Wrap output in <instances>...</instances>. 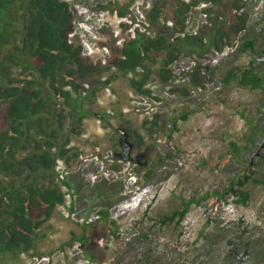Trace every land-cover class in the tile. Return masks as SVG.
Segmentation results:
<instances>
[{
	"label": "rangeland",
	"instance_id": "obj_1",
	"mask_svg": "<svg viewBox=\"0 0 264 264\" xmlns=\"http://www.w3.org/2000/svg\"><path fill=\"white\" fill-rule=\"evenodd\" d=\"M132 1L73 2L78 21L94 24L96 15L106 14L107 32L100 33L96 41L100 50L92 57L94 60L107 56L101 51V43L109 41L114 34L122 35L120 10L126 15L131 13L136 21L133 10L136 11L137 3L143 0H135L134 5ZM246 1L247 6L238 11L248 17L246 31L237 35L231 33L221 45L235 50L219 59L214 48L204 57L191 53L175 66L177 69L192 67L195 74V70L200 73L195 75L196 79L193 77L189 82L176 85L170 92L158 76L152 77L149 85L155 87L163 100L162 106H151L162 116L157 125H153L155 116L148 114L150 107L144 102L147 95L134 91L129 107L132 101L142 102L140 112L130 109L129 116L117 120L111 117L106 125L96 117H89L83 123L82 133L72 138L80 158L67 170L70 172L68 180L76 185L78 217L91 209L93 217L105 210L109 212L106 223L99 220L90 226L92 244L87 248L78 243L72 248L64 246L74 235L81 233L82 222L65 218L60 209L55 215L59 218L57 223L63 225L56 228L54 217L41 229L39 255H24L18 260L7 258L3 264H31L35 257L39 259L38 264H86L87 254L93 255L98 264H145V259L156 264H236V261L257 264L261 251L254 249L246 254L245 247L248 241L264 237V169L256 170L257 174L252 172L257 168L246 172L250 154H236L245 163L241 165L243 162L240 164L232 157L231 144L236 143L241 149L246 145L245 137L250 131L247 122L256 120L259 110L262 112L264 95L236 84L224 87L221 82L229 67L248 64L255 58L252 54L237 55L246 35L255 36L258 50L264 53V0ZM75 3L76 6H88V11L78 10ZM146 3L152 7L156 0H146ZM173 3L176 0L162 6L158 15L160 26L148 30L150 37L162 27V19L168 18ZM97 6L108 8L97 10ZM191 12L190 30L195 32L205 22V16L200 9L194 8ZM215 31H203L204 43L210 38L215 42ZM210 32H213L211 37ZM155 57L159 68L164 57L161 54ZM215 67V77H212ZM20 72L15 71L12 77L17 79ZM131 79L133 77L129 76L124 81L131 85ZM103 91L105 98L113 95L110 88V93L100 91V98ZM101 100L97 104L86 101V109L101 113L106 101L102 100L101 104ZM182 115H188V119L183 120ZM119 128L130 134V143L135 145L131 157L142 154L140 163L119 157L122 153ZM106 161L115 167H107ZM239 174L250 176L245 189L250 192L251 201L246 207L236 203V197L219 198L217 195L222 194ZM254 179L262 184H254ZM109 181L116 185L114 194L97 196L96 188ZM189 201L194 204L182 221L162 223L164 217H170ZM67 224H73V228ZM233 249L243 256L230 263L227 260Z\"/></svg>",
	"mask_w": 264,
	"mask_h": 264
},
{
	"label": "trees",
	"instance_id": "obj_2",
	"mask_svg": "<svg viewBox=\"0 0 264 264\" xmlns=\"http://www.w3.org/2000/svg\"><path fill=\"white\" fill-rule=\"evenodd\" d=\"M167 2L171 0H156V5L145 11L151 27L160 26L158 15ZM134 3L135 0L132 5ZM201 5H206L202 12L211 25H202L197 35L179 36L187 32L189 13ZM72 6L66 0H0V264L7 258L18 260L24 255H39L41 229L66 206L64 187L76 188L74 181L60 180L58 162L70 168L79 160L80 151L72 138L82 133L87 118L96 117L104 125L111 118L109 113L87 110L86 101L92 103L97 91L111 88L112 82L130 74L134 75L130 81L133 90L150 95L146 86L152 77L158 76L161 84L167 86L173 78L174 65L191 53L204 57L212 48L222 51L221 45L230 34L246 31L248 24V17L238 12L247 6L246 0H176L165 20L166 23L171 21L173 27L163 25L153 37L137 29L132 37L128 33L132 25L123 22L120 37L114 34L109 41L101 43L109 49L107 57L96 61L84 54L78 36L70 38L78 20ZM107 8L97 6L96 9ZM119 15L123 18L126 13L120 10ZM214 29L215 42L210 38L204 43L203 31ZM211 35L213 32L209 37ZM119 40H122L121 45L117 44ZM157 54L164 57L160 67L149 66L159 64ZM246 54L255 58L248 64L229 67L221 82L224 87L236 84L264 95V62L259 61L264 53L258 50L255 36L246 35L242 39L237 55ZM139 69L143 73H139ZM216 69H212V77ZM15 71H21L17 79L12 77ZM261 105L264 107V97ZM161 118L156 114L153 125ZM181 118L187 120L188 115ZM254 122H247L250 131L242 147L244 152L252 153L264 137V127ZM231 147L235 158L242 149L236 143ZM106 162L107 167H115ZM249 178L234 177L218 197L233 196L237 198L236 203L248 206L251 194L245 187L250 183ZM106 184L96 188L97 196L114 194L116 185L110 181ZM254 184L262 183L254 179ZM193 204L194 201L183 203L170 217H164L162 223L182 221ZM71 210L74 212L73 207ZM100 216L106 223L108 210L100 212ZM90 226L82 224V233L64 246L72 248L78 243L87 248L93 242ZM250 242L246 247L252 246L253 251L259 249L261 253L256 261L263 264L264 237ZM233 257L232 252L227 261L233 263ZM86 258L96 260L90 254ZM145 264L156 263L145 259Z\"/></svg>",
	"mask_w": 264,
	"mask_h": 264
},
{
	"label": "built area",
	"instance_id": "obj_3",
	"mask_svg": "<svg viewBox=\"0 0 264 264\" xmlns=\"http://www.w3.org/2000/svg\"><path fill=\"white\" fill-rule=\"evenodd\" d=\"M70 3L73 4V2H82V4L84 3V1H92V0H66ZM145 2V3H144ZM135 4V3H134ZM133 4V5H134ZM76 6V3L74 4ZM78 6V7H77ZM76 8H78V10H82V11H88V6L84 7V6H79L77 5ZM206 7V5H201L200 7H197L196 9H200V11L202 12V9ZM152 7L150 6V4L146 3V0L144 1H139L137 3L136 6V11L133 10V14L136 13L137 15V19L135 21V19H133V16L131 13H128L127 15H125V17L121 18L119 20V23H123V22H128L131 26L130 30L128 31V33L132 36L135 37L136 35V30L137 29H141L142 32L146 33L148 36H151V33L148 32V30L151 28L149 22L146 19L145 16V11L151 9ZM109 13V11H108ZM118 12H116L117 15ZM203 13V12H202ZM192 14L189 13L188 18H187V32L185 34L179 35L181 37H185L186 35H197L199 33V30H201V27H197L196 31L193 32L190 30V15ZM204 14V13H203ZM105 13L102 15H96L95 19L96 21L94 22V24H89L88 22H83V21H78L76 23V29L75 32L70 36L71 39H74L75 36H78L81 40V44L84 47V54L90 56V57H94V55L100 50L99 47L96 46V41L98 40L100 33H102V31L105 30L106 28V19H105ZM205 22L203 23V25H211L207 19V15H205ZM162 24L166 25L167 27H173V23L171 21H168L166 23L165 20L162 19ZM122 40H119L117 42L118 45H121ZM238 46V45H237ZM230 50H235L234 47L231 46H227L225 47L222 51H218L215 53V56L217 59L225 56L227 54L228 51ZM103 53L105 54H109V49L107 47H102L101 50ZM107 57V56H106ZM217 60L214 61V64H216ZM196 65V64H195ZM203 68H205V65H203ZM139 73H143L142 69L138 70ZM194 73V68L192 67H188V68H178L175 66V72H174V76H173V80L170 82L169 86H167V91L170 92L174 86L176 85H180V84H184L186 82H189L192 80V74ZM188 74H191L190 76H187ZM131 78L134 76L133 74L129 75ZM146 88L148 90L151 91L150 95H147L146 98H144V102L146 105H148L150 107V115H153V117L158 113V111H155L154 108H151L152 105H155V107H160L163 105V100L160 99V96L157 94V91L155 89V87H150V85L146 86ZM107 92L110 93V89H107ZM160 99V100H159ZM142 102H138V101H132V106L130 109L135 110V112H140V106H141ZM130 109L125 110L126 113L130 112ZM152 112V113H151ZM58 171L60 173L59 178L61 181H66L70 172L67 170V168L64 166L63 162H58ZM64 191L66 192V199H67V203L66 206L61 207L60 209L62 210V214L65 218L67 219H72L75 221H81L82 224H88V225H92L93 223L99 221L101 219V216L99 214L97 215H90L89 218L86 217L87 214L83 215L81 218H79V213L77 211V207H76V200L78 198V195L76 193L75 188L73 189H69L67 187H64ZM72 207L74 209V212H72ZM39 259L38 258H33V262L31 264H38ZM86 264H98L97 262H92L90 260L86 259Z\"/></svg>",
	"mask_w": 264,
	"mask_h": 264
},
{
	"label": "crops",
	"instance_id": "obj_4",
	"mask_svg": "<svg viewBox=\"0 0 264 264\" xmlns=\"http://www.w3.org/2000/svg\"><path fill=\"white\" fill-rule=\"evenodd\" d=\"M157 65L149 64V66H151V67L152 66L156 67ZM126 78H127V76L126 77H121L118 80H116V81L111 83V91L113 93L112 96H108L107 95V98H105L103 96V94H105L104 91H103L102 92V98H100V94H101L100 91H102L103 89L97 91V93H96L95 104H97L99 99L106 100L105 104L102 105L103 106L102 107V112L109 113L111 116L115 117V120L124 119L127 116H129V114H126L124 112V110L129 108L130 102H131L130 96H131L132 92H134V90H133L132 86L128 83V81H124ZM127 84H128L129 87L127 86ZM110 97H112V98L110 99ZM102 100L100 102L101 104H103ZM57 216L56 215L53 216V218L54 217L56 218V219H54L56 228H58L61 225H63V224L57 223L59 221V218H57ZM72 225L73 224H67V226H69L71 229L73 228V227H71ZM81 233H82V231H81ZM80 234H77V235H80ZM57 235L61 236L60 233H58ZM74 236H76V235H74ZM40 238H41V236H40Z\"/></svg>",
	"mask_w": 264,
	"mask_h": 264
},
{
	"label": "flooded vegetation",
	"instance_id": "obj_5",
	"mask_svg": "<svg viewBox=\"0 0 264 264\" xmlns=\"http://www.w3.org/2000/svg\"><path fill=\"white\" fill-rule=\"evenodd\" d=\"M262 58H264V57H262ZM263 110H264V107H263ZM263 110H262V112L261 113H259V115H258V118H256V120H254L255 122V124H257V126H261V127H264V118H260V116H261V114L263 113ZM249 125V124H248ZM250 126V125H249ZM250 130V129H249ZM118 140H119V145L121 146V142H122V140H123V138H124V136H126L127 137V139H128V141L130 142V139H129V136H130V134H128V132L127 131H125L123 128H119L118 129ZM125 135H124V134ZM264 140V137L260 140V141H258L257 142V148L256 149H254V151L252 152V153H249V152H247V153H249L250 154V162H251V158H252V156H253V154H255L257 151H258V149H259V147H260V145H261V143H262V141ZM132 144V143H131ZM132 146H133V149H132V152H131V154H130V161H135V160H137L139 163H140V157H142V154H138V155H135L136 156V158H133V157H131V156H133L134 155V151H135V148H134V144H132ZM122 148V147H121ZM122 153H123V149H122ZM121 153V154H122ZM121 154H119V157H120V155ZM238 154H244V150L242 149L241 151H240V153H238ZM239 157H240V155L239 156H237V157H235V158H237L238 159V161H239V163L241 164V162H243V160H240L239 159ZM250 162L248 163V164H246V172H249V171H251V169L252 168H257V169H255V171L256 170H258V169H264V150H262V152H261V154H260V156L254 161V164H253V166L252 167H249V164H250ZM259 162H262L261 163V165H258V164H260ZM243 164H245L244 162L241 164V165H243ZM253 173H255V174H257L258 173V171H256V172H254V171H252ZM239 175H244V174H239ZM239 175H237V176H239ZM236 176V177H237ZM247 177H249V175L247 176ZM245 251H246V254H248L249 252H253V247L251 246V247H245ZM233 252V259L235 260V259H237L238 258V260L241 258V256H243V254H239L238 253V250L237 249H233L232 251H231V253ZM238 263V261H236V264ZM263 264H264V260H263Z\"/></svg>",
	"mask_w": 264,
	"mask_h": 264
},
{
	"label": "water",
	"instance_id": "obj_6",
	"mask_svg": "<svg viewBox=\"0 0 264 264\" xmlns=\"http://www.w3.org/2000/svg\"><path fill=\"white\" fill-rule=\"evenodd\" d=\"M260 62H264V58H260ZM260 118H264V110L263 113L261 114ZM124 134V133H123ZM125 135V134H124ZM121 147L123 149V153L120 155V158L124 161H130V154L132 152L133 146L132 144L128 141L127 137L124 136L122 142H121ZM262 150H264V140L262 141L258 151L253 154L251 158V162L249 164V167H252L254 164V161L260 156ZM134 162H138L135 160ZM237 264H241V262H238Z\"/></svg>",
	"mask_w": 264,
	"mask_h": 264
},
{
	"label": "clouds",
	"instance_id": "obj_7",
	"mask_svg": "<svg viewBox=\"0 0 264 264\" xmlns=\"http://www.w3.org/2000/svg\"><path fill=\"white\" fill-rule=\"evenodd\" d=\"M162 26H163V25H162ZM226 46H227V45H226ZM223 49H224V48H223ZM223 49H222V50H223ZM216 52H218V50H217ZM216 52H215V53H216ZM178 64H179V63H178ZM176 65H177V64H176ZM174 66H175V65H174ZM173 68H174V67H173ZM195 72H196V74H197V73H200V72H198V70H195ZM194 74H195V73H194ZM194 74H192V78L194 77ZM196 74H195V75H196ZM173 76H174V74H173ZM128 77H129V76H128ZM172 80H173V78H172ZM172 80H171V81H172ZM171 81H170V82H171ZM170 82H169V83H170ZM148 85H149V84H148ZM148 85H147V86H148ZM164 86H165V85H164ZM167 86H169V84H168ZM107 89H108V88H107ZM107 89H105V90H107ZM109 89H110V88H109ZM172 90H173V89H172ZM172 90H171V91H172ZM130 97H131V96H130ZM130 104H131V103H130ZM127 109H130V107L127 108ZM127 109H125V110H127ZM125 110H124V112H125ZM125 113H126V112H125ZM126 114H127V113H126ZM111 117H112V116H111ZM99 121H100V120H99ZM100 122H101V121H100Z\"/></svg>",
	"mask_w": 264,
	"mask_h": 264
}]
</instances>
